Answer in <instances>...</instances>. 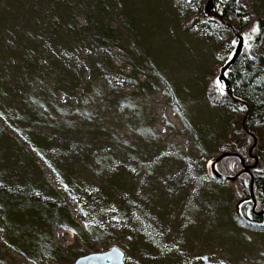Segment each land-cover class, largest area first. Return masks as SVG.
<instances>
[{"label": "rangeland", "instance_id": "rangeland-1", "mask_svg": "<svg viewBox=\"0 0 264 264\" xmlns=\"http://www.w3.org/2000/svg\"><path fill=\"white\" fill-rule=\"evenodd\" d=\"M204 7L0 0V264H74L113 246L125 264H264V229L236 221L240 198L209 164L240 112L206 97L219 37L185 26ZM247 8L264 15V0ZM101 22L120 45H100ZM56 192L87 242L32 202Z\"/></svg>", "mask_w": 264, "mask_h": 264}, {"label": "trees", "instance_id": "trees-1", "mask_svg": "<svg viewBox=\"0 0 264 264\" xmlns=\"http://www.w3.org/2000/svg\"><path fill=\"white\" fill-rule=\"evenodd\" d=\"M206 3V0H201ZM218 10L223 18L230 23L233 28L224 25L215 17H208L203 8L198 14L189 18L185 22L186 28L195 24L204 25L211 33L219 37V45L216 51V58L221 67L232 57L235 47L238 43L236 34L243 35L245 39L244 49L236 63L227 71V76L232 83L233 93L237 98L245 101L234 102L226 92V86L219 81L218 73L212 77L206 86V97L209 103L215 107H235L240 114L229 125V133L226 139L219 144V154L229 151L239 153L243 156L246 164H253L255 159L250 157L249 149L253 144V137L246 131L247 128L258 138L254 154L259 158L258 165L253 169L254 176V194L257 198L258 208L264 206V15L256 14L252 16L247 8V0H214ZM100 31L96 40L104 48H113L120 45V38L117 37L115 29L108 23L101 22ZM235 41V43H233ZM246 117V119H245ZM245 119V122L243 123ZM215 158L214 155L210 159ZM242 169L241 161L238 157H227L219 162V171L224 175H235ZM3 178H0V181ZM233 193L240 198V212L246 219L252 215V206L254 201L251 196V176L247 173L242 174L231 183ZM0 186V192L3 191ZM1 194V193H0ZM4 194V193H3ZM37 206V210L45 212L49 210V217L63 216L65 226L79 233L83 240L88 241V234L83 232L79 225H75L71 216L69 205L65 198L58 194L52 199L45 197L41 200H32ZM5 212L11 216L10 206L5 205ZM235 219L239 224L257 230L264 229V224L253 225L241 221L236 211ZM261 222H264L261 221ZM52 227L48 236L51 245H55L53 239ZM17 232L6 235V241L14 245L17 239ZM42 243V242H40ZM45 243V242H44ZM30 244V243H29ZM29 244L21 243L16 245L21 252L30 255L32 252H38L42 245H35V248L27 250ZM36 244V243H35ZM43 244V243H42Z\"/></svg>", "mask_w": 264, "mask_h": 264}, {"label": "water", "instance_id": "water-1", "mask_svg": "<svg viewBox=\"0 0 264 264\" xmlns=\"http://www.w3.org/2000/svg\"><path fill=\"white\" fill-rule=\"evenodd\" d=\"M204 11H205L206 16L215 17V18L219 19L224 25L233 28V26L223 18L222 13L218 10L217 5L215 4L214 0H206ZM236 36L238 37V43L235 47L234 53H233L232 57L229 59V61H227L221 67L218 78H219V81L222 82L226 86V92L228 93V95L231 97V99L234 102H242V103L247 105V103L245 101L241 100L240 98H237L234 95L232 83L227 76V71L236 63V61L238 60V58L242 54V51H243L244 45H245V39H244L243 35L236 34ZM245 119H246V117H245ZM245 119H244L243 123L245 122ZM245 129L253 137V144L249 149V155H250V157L255 159L254 164H252V165L246 164L243 156L239 153L226 151V152H223L220 155H218L213 160V162L211 164V168H212V173L216 178L223 180V181H226V182L228 181L230 183L234 182L242 174H245V173L250 174V176H251V187H250V189H251V196H252L253 201H254L253 210L255 211L256 206H257V201L255 199V194H254V176L252 173V169L255 168L259 163L258 156L256 154H254V149L257 146L258 138H257V136H255V134L251 133L247 128H245ZM232 156L238 157L241 160L242 169L236 175H233V176L224 175V174L220 173L217 169L218 163L220 161H222L223 159H225L227 157H232ZM263 191H264V187H263ZM240 204H241V201H239L237 203L236 213H237L238 217L241 219V221L248 222V220L245 219L242 216V214L240 213ZM258 214L264 215V209L261 212H259ZM262 224H264V222H262ZM74 264H125V252L121 248H119L118 246H113L111 249L104 251V252H95V253H90V254L81 256L75 261Z\"/></svg>", "mask_w": 264, "mask_h": 264}, {"label": "flooded vegetation", "instance_id": "flooded-vegetation-1", "mask_svg": "<svg viewBox=\"0 0 264 264\" xmlns=\"http://www.w3.org/2000/svg\"><path fill=\"white\" fill-rule=\"evenodd\" d=\"M252 165V164H249ZM254 169V168H253ZM253 169H252V173H253ZM253 199V198H252ZM255 199L257 201V198L255 196ZM264 209V206L261 208H258V203L256 206V210H253V206H252V215L250 216V218H248L247 220L250 222L249 224H253V225H258L261 223V221L264 220V215H260L258 214L259 212H261Z\"/></svg>", "mask_w": 264, "mask_h": 264}, {"label": "bare ground", "instance_id": "bare-ground-1", "mask_svg": "<svg viewBox=\"0 0 264 264\" xmlns=\"http://www.w3.org/2000/svg\"><path fill=\"white\" fill-rule=\"evenodd\" d=\"M212 161L210 160L209 164L211 165Z\"/></svg>", "mask_w": 264, "mask_h": 264}, {"label": "snow or ice", "instance_id": "snow-or-ice-1", "mask_svg": "<svg viewBox=\"0 0 264 264\" xmlns=\"http://www.w3.org/2000/svg\"><path fill=\"white\" fill-rule=\"evenodd\" d=\"M233 43H235V41Z\"/></svg>", "mask_w": 264, "mask_h": 264}]
</instances>
